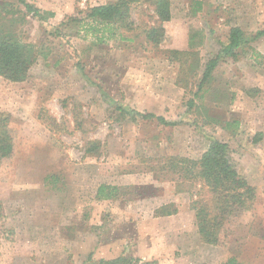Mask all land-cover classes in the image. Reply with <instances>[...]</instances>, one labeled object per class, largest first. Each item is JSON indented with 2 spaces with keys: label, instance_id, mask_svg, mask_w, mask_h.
<instances>
[{
  "label": "rangeland",
  "instance_id": "obj_1",
  "mask_svg": "<svg viewBox=\"0 0 264 264\" xmlns=\"http://www.w3.org/2000/svg\"><path fill=\"white\" fill-rule=\"evenodd\" d=\"M116 1L25 0L41 21L13 0L0 1V9L15 11L7 19L16 20L17 39L37 56L25 82L0 78V112L10 116L15 137L13 159L0 172V228L14 232L10 241L0 232V264L118 257L135 264H264V35L237 60L221 59L204 93L194 96L230 28L246 37L264 30V0H169L166 40L153 49L142 33L155 24L149 0H128L135 29L123 36L131 42H99L87 25L70 21ZM172 50H190L186 65L168 59ZM197 60L198 69L190 66ZM115 103L176 125L132 121ZM211 140L228 145L255 189L252 209L226 224L218 246L196 233L190 194L199 187L161 170L169 157L196 158ZM102 184L121 189L115 200L96 199ZM163 206L177 213L161 216Z\"/></svg>",
  "mask_w": 264,
  "mask_h": 264
},
{
  "label": "trees",
  "instance_id": "obj_2",
  "mask_svg": "<svg viewBox=\"0 0 264 264\" xmlns=\"http://www.w3.org/2000/svg\"><path fill=\"white\" fill-rule=\"evenodd\" d=\"M8 2L12 0H0ZM22 5L27 14L43 20L39 11L25 2V0H13ZM155 17V24L145 27L142 30L144 44L153 49L158 48L166 40V31L163 26L171 20L169 0H149ZM15 15L12 8L0 9V78L10 84L25 82L29 75L31 66L36 61V53L30 45L17 39L13 31ZM53 16L52 14H49ZM71 22L87 25L99 42L103 39H111L119 36L121 40L131 42L132 39L123 36V32H132L134 28L131 20V6L128 0H117L106 5L88 8L83 12L82 17L70 18ZM85 21H88L86 24ZM121 32V36L118 34ZM264 35V30L257 32L254 36L246 37L239 27L229 29L227 41L221 44L218 54L208 60L204 65L201 78L197 84V91L194 96L204 93V86L210 82L212 74L219 61L225 58L237 60L240 52L251 42ZM192 40V39H191ZM189 40V45L192 41ZM191 56L190 50H172L168 52V59L177 62L181 66L186 65L187 57ZM185 60V61H184ZM184 61V62H183ZM196 69L199 68V61L195 62ZM195 69V68H194ZM207 91V90H206ZM188 105L194 106V101L189 100ZM117 111L121 115L130 118L132 121L139 117L143 121H155L164 126H174V122H166L161 116L152 113H138L128 111L126 108L115 103ZM10 116L0 112V172L5 163H9L15 153V137L10 128ZM260 136V134H258ZM256 136L258 139L259 137ZM87 149V152L92 151ZM168 173H176L190 185L198 186L195 193L190 194L191 209L194 212L196 233L201 243L211 246L221 245V239L227 235L226 224L241 212L252 209L255 199V189L242 176L231 156L226 143L218 140H211L208 147L196 158L169 157L161 165ZM52 179V177H51ZM47 180V179H46ZM120 188L117 186L102 184L96 190L98 201H113L117 198ZM161 207L158 214L171 216L177 213L176 209ZM5 240L13 239V230L0 228ZM136 260L125 257H118L110 260H100L99 264H135ZM225 264H239L236 259L230 258Z\"/></svg>",
  "mask_w": 264,
  "mask_h": 264
}]
</instances>
